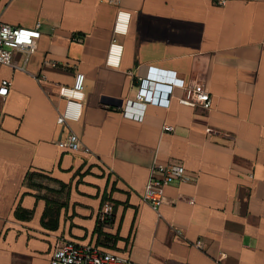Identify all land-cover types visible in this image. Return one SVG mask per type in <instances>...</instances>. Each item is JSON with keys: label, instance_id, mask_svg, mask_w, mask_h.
Instances as JSON below:
<instances>
[{"label": "crops", "instance_id": "crops-1", "mask_svg": "<svg viewBox=\"0 0 264 264\" xmlns=\"http://www.w3.org/2000/svg\"><path fill=\"white\" fill-rule=\"evenodd\" d=\"M1 3L2 20L40 21L42 33L30 54L0 63V83L12 81L0 95V264H49L63 240L131 264H264V0ZM119 10L130 18L115 29ZM150 66L202 84L211 106L182 104V88L167 85L142 105L137 81ZM77 70L81 117L59 123L60 87ZM71 130L90 151L59 146ZM170 161L194 179L167 184L158 212L141 195L152 164ZM105 200L114 217L98 230ZM48 201L63 203L55 228L42 223ZM18 205L31 216H17Z\"/></svg>", "mask_w": 264, "mask_h": 264}, {"label": "built area", "instance_id": "built-area-1", "mask_svg": "<svg viewBox=\"0 0 264 264\" xmlns=\"http://www.w3.org/2000/svg\"><path fill=\"white\" fill-rule=\"evenodd\" d=\"M118 2V0H106ZM2 3L0 0V63L13 64V52L17 49L30 54L37 47V41L41 36V22L33 26L14 25L1 19ZM130 12L119 10L115 29H121L128 22ZM81 39V36H77ZM120 47L113 42L109 49V62H117L120 55ZM10 79H2L0 83V95H6L11 88ZM161 85H167L170 93L174 94L176 88H182L177 95L178 100L188 106H203L209 108L212 104V95L202 84L187 83L184 79L176 76L172 70L149 67L144 76L137 81L135 100L142 105L155 102L157 89ZM85 92V73L77 70L74 74L72 85H62L60 94L66 98L65 106L59 111L57 121L66 123L68 119H79L83 108ZM166 130H173L174 126L167 124ZM58 144L61 148L73 152L79 150L90 151L83 145L77 132L71 130L65 139H60ZM253 175V173H251ZM194 176L190 174L181 162L170 161L167 163L154 162L151 166L150 176L142 191V199L158 212L165 200V186L175 181H191ZM114 203L105 200L97 215L98 227L110 225L114 217ZM201 240L195 243L201 245ZM49 264H131L129 257L107 249L97 243H77L72 240L57 242L51 247Z\"/></svg>", "mask_w": 264, "mask_h": 264}, {"label": "trees", "instance_id": "trees-1", "mask_svg": "<svg viewBox=\"0 0 264 264\" xmlns=\"http://www.w3.org/2000/svg\"><path fill=\"white\" fill-rule=\"evenodd\" d=\"M36 175L35 172L31 171L29 173L28 177V182L31 185H36L38 182H35L33 180L34 176ZM62 202L60 201H48V206L47 209L45 210L43 217H42V223L50 228H55L58 225V216H59V211L62 206ZM15 213L19 217H27L29 218L32 214V210L28 209H23L20 205L17 206ZM101 227L98 228L100 230Z\"/></svg>", "mask_w": 264, "mask_h": 264}, {"label": "rangeland", "instance_id": "rangeland-1", "mask_svg": "<svg viewBox=\"0 0 264 264\" xmlns=\"http://www.w3.org/2000/svg\"><path fill=\"white\" fill-rule=\"evenodd\" d=\"M43 181H47L45 178L44 179H42ZM41 183H43V182H41ZM41 190V189H40Z\"/></svg>", "mask_w": 264, "mask_h": 264}]
</instances>
